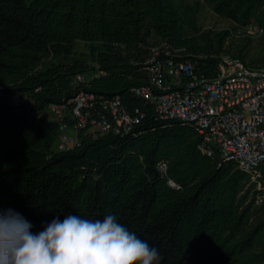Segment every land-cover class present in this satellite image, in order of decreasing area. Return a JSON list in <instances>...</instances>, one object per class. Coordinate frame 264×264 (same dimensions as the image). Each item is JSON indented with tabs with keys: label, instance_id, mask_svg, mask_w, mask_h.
Returning a JSON list of instances; mask_svg holds the SVG:
<instances>
[{
	"label": "trees",
	"instance_id": "trees-1",
	"mask_svg": "<svg viewBox=\"0 0 264 264\" xmlns=\"http://www.w3.org/2000/svg\"><path fill=\"white\" fill-rule=\"evenodd\" d=\"M237 26L264 30V0H200ZM198 3L174 0H0V208L39 233L56 216L111 214L159 252L154 264H264V199L233 163L197 149L192 125L157 118L131 90L146 84L150 36L184 49L196 75L212 79L227 32L199 33ZM82 42L94 62L75 58ZM94 74L73 84L76 75ZM80 91L120 97L144 118L129 136L90 137L53 150L51 106ZM14 94L32 105L11 106ZM167 164L166 176L157 169ZM264 177V169H263ZM179 188H171L167 180Z\"/></svg>",
	"mask_w": 264,
	"mask_h": 264
},
{
	"label": "built area",
	"instance_id": "built-area-1",
	"mask_svg": "<svg viewBox=\"0 0 264 264\" xmlns=\"http://www.w3.org/2000/svg\"><path fill=\"white\" fill-rule=\"evenodd\" d=\"M184 52L170 48L165 42L151 46L144 63L147 82L131 92L153 106L158 119L192 125L200 138L198 151L207 158H216L218 164L233 163L246 173L256 184L255 203H261L264 199V66L221 59L216 75L205 79L194 73L193 64ZM88 80L84 75H76L73 84ZM10 104L32 105L33 100L27 95L14 94ZM50 109L58 122L55 152L79 146V131L94 138L133 135L144 118L138 108H128L118 96L103 98L85 91ZM157 169L166 176L165 162H159ZM167 185L179 188L169 179Z\"/></svg>",
	"mask_w": 264,
	"mask_h": 264
},
{
	"label": "clouds",
	"instance_id": "clouds-1",
	"mask_svg": "<svg viewBox=\"0 0 264 264\" xmlns=\"http://www.w3.org/2000/svg\"><path fill=\"white\" fill-rule=\"evenodd\" d=\"M13 209L0 208V264H154L159 252L117 222L56 216L42 231Z\"/></svg>",
	"mask_w": 264,
	"mask_h": 264
},
{
	"label": "rangeland",
	"instance_id": "rangeland-1",
	"mask_svg": "<svg viewBox=\"0 0 264 264\" xmlns=\"http://www.w3.org/2000/svg\"><path fill=\"white\" fill-rule=\"evenodd\" d=\"M196 3L200 5L196 15V27L199 29V33H228L223 53L221 54L222 60L239 59L247 65L264 66V30L260 28L256 20H253L246 27H241L225 18L217 16L213 13L210 6L202 3L200 0H174L176 7ZM256 29L262 30V32L259 33ZM149 42L152 46H160L163 43L160 38L154 35L150 36ZM74 57L88 61L90 66L95 65L82 42H77ZM94 74L96 75V73L86 74L84 77L87 80L91 76H94ZM263 183L264 179L262 180V185H264Z\"/></svg>",
	"mask_w": 264,
	"mask_h": 264
}]
</instances>
